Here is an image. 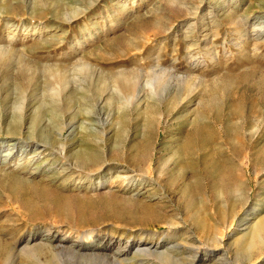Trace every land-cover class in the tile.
<instances>
[{"label": "rangeland", "instance_id": "374dc122", "mask_svg": "<svg viewBox=\"0 0 264 264\" xmlns=\"http://www.w3.org/2000/svg\"><path fill=\"white\" fill-rule=\"evenodd\" d=\"M263 28L264 0H0V140L50 143L0 165V252L90 231L166 236L179 264L190 246L264 264L247 238L264 217Z\"/></svg>", "mask_w": 264, "mask_h": 264}, {"label": "bare ground", "instance_id": "6f19581e", "mask_svg": "<svg viewBox=\"0 0 264 264\" xmlns=\"http://www.w3.org/2000/svg\"><path fill=\"white\" fill-rule=\"evenodd\" d=\"M57 96V92H50L49 98L52 103ZM63 133V130L58 133L61 142V134ZM49 144V142L38 139L35 142L13 138L0 140V165L9 167L14 164L17 168L22 167L27 160L34 161L39 157V154L48 151L47 146ZM44 156L40 163L47 161V165H49V158ZM49 156H53V154L50 152ZM36 162L34 164L37 165L38 162ZM41 165L34 166V170L40 168ZM50 165L55 170V165ZM258 210V208H254L249 217L255 215ZM169 227L175 228V223ZM146 236H150L153 241H128L122 244L113 240L104 241L101 238H94L93 232L88 231L82 237L69 242L67 238H62L58 234L51 235L47 232L42 238L37 235L32 236L20 248L2 250L0 254L3 259L0 264H23V262L29 264H179L182 245H169L166 236H163L158 242L154 241L156 234ZM247 238L250 241V247L264 246V217L252 224ZM190 240L192 244L195 241L191 238ZM189 250L192 255L188 264H198L199 261V264H230L225 258V260L213 261L212 255H206L203 260H199L198 249L190 246Z\"/></svg>", "mask_w": 264, "mask_h": 264}]
</instances>
